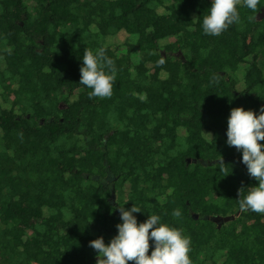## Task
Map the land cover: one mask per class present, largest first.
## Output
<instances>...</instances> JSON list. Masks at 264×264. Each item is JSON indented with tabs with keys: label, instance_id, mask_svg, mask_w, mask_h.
Returning <instances> with one entry per match:
<instances>
[{
	"label": "trees",
	"instance_id": "obj_1",
	"mask_svg": "<svg viewBox=\"0 0 264 264\" xmlns=\"http://www.w3.org/2000/svg\"><path fill=\"white\" fill-rule=\"evenodd\" d=\"M209 3L0 0V264H96L89 241L132 204L190 237L192 264H264V214L238 206L257 181L226 143L231 108L264 106V0L217 36ZM100 47L110 97L79 82Z\"/></svg>",
	"mask_w": 264,
	"mask_h": 264
},
{
	"label": "clouds",
	"instance_id": "obj_2",
	"mask_svg": "<svg viewBox=\"0 0 264 264\" xmlns=\"http://www.w3.org/2000/svg\"><path fill=\"white\" fill-rule=\"evenodd\" d=\"M260 3L261 0H210L202 17L203 33L217 36L229 25L239 22L237 4L255 13ZM249 19H255V16ZM81 60L79 82L91 89L89 96L110 97L116 69L113 60L106 56L105 48L86 49ZM260 141H264V106L255 114L241 106L231 108L227 117L226 143L241 151L242 163L257 181L238 200V206L242 211L264 214V143ZM242 189H238V196ZM118 210L117 232L108 243L101 236L89 241L97 250L96 264H127L128 261L133 264H192L190 237L180 228L161 222L157 214L148 215L138 223L133 213L141 209L133 204L129 208L121 205ZM181 215L179 208L173 209L172 216L179 218ZM150 240L153 247L149 252Z\"/></svg>",
	"mask_w": 264,
	"mask_h": 264
},
{
	"label": "water",
	"instance_id": "obj_3",
	"mask_svg": "<svg viewBox=\"0 0 264 264\" xmlns=\"http://www.w3.org/2000/svg\"><path fill=\"white\" fill-rule=\"evenodd\" d=\"M213 218L215 220L222 221V220H228V219L232 218V216L231 215H226V216H213Z\"/></svg>",
	"mask_w": 264,
	"mask_h": 264
},
{
	"label": "rangeland",
	"instance_id": "obj_4",
	"mask_svg": "<svg viewBox=\"0 0 264 264\" xmlns=\"http://www.w3.org/2000/svg\"><path fill=\"white\" fill-rule=\"evenodd\" d=\"M123 38V35L119 34L117 37H114V42L115 41H118V40H121Z\"/></svg>",
	"mask_w": 264,
	"mask_h": 264
}]
</instances>
